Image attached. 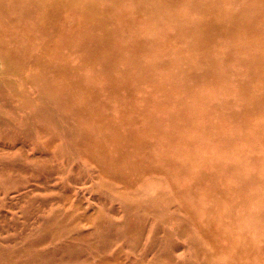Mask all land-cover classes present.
<instances>
[{
	"label": "rangeland",
	"instance_id": "obj_1",
	"mask_svg": "<svg viewBox=\"0 0 264 264\" xmlns=\"http://www.w3.org/2000/svg\"><path fill=\"white\" fill-rule=\"evenodd\" d=\"M90 9L70 90L0 32V264H264V0Z\"/></svg>",
	"mask_w": 264,
	"mask_h": 264
},
{
	"label": "bare ground",
	"instance_id": "obj_2",
	"mask_svg": "<svg viewBox=\"0 0 264 264\" xmlns=\"http://www.w3.org/2000/svg\"><path fill=\"white\" fill-rule=\"evenodd\" d=\"M11 8L19 10V13L10 17ZM76 8L83 18L91 19L90 0H10V3L8 1V22L5 21L4 25H0V32L3 28L9 29L8 44L14 43L11 46L8 45V61H12V58L16 57L21 59L27 51V45L35 46V41L23 44L22 40L24 42L29 39L45 40L46 37H49L53 42V52L50 56L43 57L37 62L38 69L43 70L49 78L50 75L52 78L59 76L65 78L68 90H70L73 66L71 65L69 47H71L72 40L70 38L68 41L62 36L63 33L69 35L71 16L73 17ZM10 69L11 66L3 64L0 59V75L7 71L9 73ZM58 86L61 88L59 84ZM67 92L70 93V91Z\"/></svg>",
	"mask_w": 264,
	"mask_h": 264
}]
</instances>
